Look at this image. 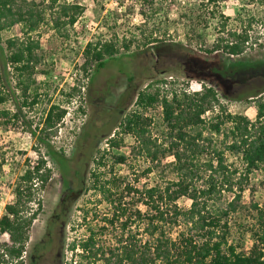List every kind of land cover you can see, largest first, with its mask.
Returning <instances> with one entry per match:
<instances>
[{
	"label": "trees",
	"instance_id": "trees-1",
	"mask_svg": "<svg viewBox=\"0 0 264 264\" xmlns=\"http://www.w3.org/2000/svg\"><path fill=\"white\" fill-rule=\"evenodd\" d=\"M205 1L209 7L218 0ZM130 2L139 17V23L131 25L133 30L124 32L119 38L115 28L107 27L108 33L114 30L108 38L95 35L84 46L81 69L87 81L93 73L105 67L107 60L120 53H129L131 47L139 51L155 50V54L165 48H181L180 42L168 43L167 29L161 22V19L168 18L174 1ZM117 5L129 8L122 2ZM83 8L80 0L63 3L58 0H0V32L18 26L22 34L21 38L5 42L4 57V49L0 46V57L5 61L3 70L0 69V83L8 86L11 82L6 73V68H10L21 92L22 107L36 103L35 99L29 101L27 96L31 75L37 66L35 51L39 46L32 35L44 23L50 24L55 32H62L66 26L71 27L78 21ZM210 16L215 18L213 10ZM221 18L218 30L224 32L227 19ZM248 39L246 30L228 31L226 37L219 36L209 49H205L209 67L207 75L198 79L206 80L211 86H203L200 92L160 94V90L149 91V88L132 91L134 105L140 111L126 114L120 122V131L135 140L131 153L150 165L146 173L153 170L151 165L154 162H161L167 154L171 158L174 177L161 184L136 187L115 174L107 180L92 172L90 187L100 193L101 201L109 207V214L103 217L101 226L89 227L85 238L70 243L68 248L72 259L65 264H264V209L253 206L256 221L253 244L248 251L229 239V220L237 212L248 175L252 171H264V85L236 97L254 101L256 116L250 121L245 116L226 112L214 86L221 89L224 98L231 97L213 77V74L226 76L233 67L220 59L219 51L239 57L245 52ZM9 92L8 89L0 93V104L6 102ZM128 96V91L120 96L116 106L119 112L124 107L123 99ZM71 97L72 94L67 95L66 103H70ZM155 105L161 109L168 142L166 147L161 141L158 143L159 140L147 129L151 119L144 116V111ZM207 112L211 115L204 118ZM65 115L66 109L60 104L50 105L42 121L39 140L45 142ZM18 118L17 112L0 111V120L5 124ZM109 143L112 148H120L116 140L111 139ZM47 148L52 154L48 144ZM226 154L239 159L241 167L228 164ZM53 156L56 159V155ZM103 160L102 155L94 160L97 168L106 165ZM114 160L117 164L126 162L123 156H115ZM57 162L63 164L61 159ZM79 169L75 171L78 185L63 192L49 219L50 223H61L62 245L69 207L81 191L87 189ZM50 177L51 170L42 157L30 161L19 177L14 189L15 200L5 206V214L0 218V233L9 238V243L3 245L0 252V264H8L7 256L18 258L25 250L30 228L41 210L39 201L34 210L29 203L35 201L36 192L45 188ZM223 191L232 194L225 204L219 203ZM180 198L190 201L188 209L178 206ZM102 236L108 237L107 240H102Z\"/></svg>",
	"mask_w": 264,
	"mask_h": 264
},
{
	"label": "rangeland",
	"instance_id": "rangeland-1",
	"mask_svg": "<svg viewBox=\"0 0 264 264\" xmlns=\"http://www.w3.org/2000/svg\"><path fill=\"white\" fill-rule=\"evenodd\" d=\"M66 1L72 0H58L60 3ZM172 1L168 18L161 19V22L166 26L168 43H182L177 50L165 48L155 54V50L139 51L131 47L129 53H120L107 60L105 67L98 72L92 74L90 71L92 78L87 81L81 69L82 51L86 43L95 35L108 38L114 30L108 33L107 27L115 28L120 38L124 32L133 30L131 25H137L139 17L131 7L130 0H80L84 11L73 26L55 32L50 24L44 23L32 35L39 45L35 51L37 66L31 75L27 94L29 101L35 99L33 106L22 107L20 89L16 87L11 69L6 68L11 82L8 86L0 83V93L8 89L10 92L6 102L0 104V111L5 109L11 114L17 112L19 118L8 124L0 120V218L5 214V206L15 200L14 189L27 164L42 157L51 170V177L45 188L36 192L35 201L29 203L32 210L38 201L41 203V210L29 231V239L34 240L56 209L63 192L78 185L75 171L80 168L87 189L82 190L69 207L61 252L62 264L72 259L68 248L70 243L85 238L88 228L101 226L103 217L109 214V207L101 201L100 193L90 187L92 172L103 175V179L107 180L115 174L134 183L136 187L161 184L174 177L171 158L167 154L161 162H154L151 165L153 170L146 173L150 165L131 153L132 147L136 145L135 140L120 131L124 116L140 111L134 105V89H158L160 94L200 92L203 86H211L206 80L198 79L201 75L205 77L209 67L205 49H209L219 36L226 37L228 31L246 30L249 39L241 56H228L219 51L220 59L233 66L229 69L230 73L226 76L213 74L231 99L224 98L221 89L213 86L227 113L245 116L250 121L255 119L254 101L251 98L238 100L236 97L264 85V0H218L209 7L205 0ZM119 2L127 4L129 8L118 7ZM211 10L216 14L214 19L210 16ZM221 17L227 19L224 32L218 30L223 19ZM21 37L18 26L0 32L3 57L6 54L5 42ZM3 57H0L1 70L5 65ZM154 81L158 83L154 84ZM127 91L130 97L123 99L124 107L119 112L116 107L118 100ZM68 94H72L70 103H66ZM57 103L66 109V115L52 130L53 134L42 142L39 133L45 113L50 105ZM144 113L145 117L151 119L147 127L149 133L166 147L168 142L160 107L155 105ZM210 115L211 112H207L204 118ZM111 139L116 140L120 148H112L109 143ZM53 155H56V159ZM100 155L104 157L106 165L97 168L94 160ZM115 156L125 157L126 162L115 163ZM226 157L228 164L241 167L239 159L228 154ZM57 159H61L63 164H58ZM244 189L237 212L229 220V239L248 251L254 239L252 233L256 212L253 206L264 209V171H252L244 183ZM231 197V193L223 191L219 203L225 204ZM178 206L186 210L190 201L180 198ZM102 238L105 241L108 237ZM8 243V236L0 233V252L4 249L3 245Z\"/></svg>",
	"mask_w": 264,
	"mask_h": 264
},
{
	"label": "flooded vegetation",
	"instance_id": "flooded-vegetation-1",
	"mask_svg": "<svg viewBox=\"0 0 264 264\" xmlns=\"http://www.w3.org/2000/svg\"><path fill=\"white\" fill-rule=\"evenodd\" d=\"M49 219L34 240L31 238L28 240L20 257L14 259L6 257L8 262L11 260L8 264H62L61 223L59 221L50 223Z\"/></svg>",
	"mask_w": 264,
	"mask_h": 264
}]
</instances>
